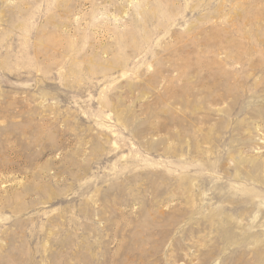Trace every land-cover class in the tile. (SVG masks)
Listing matches in <instances>:
<instances>
[{"label":"rangeland","instance_id":"374dc122","mask_svg":"<svg viewBox=\"0 0 264 264\" xmlns=\"http://www.w3.org/2000/svg\"><path fill=\"white\" fill-rule=\"evenodd\" d=\"M0 264H264V0H0Z\"/></svg>","mask_w":264,"mask_h":264}]
</instances>
